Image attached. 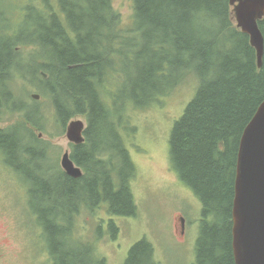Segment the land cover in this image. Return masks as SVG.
<instances>
[{
  "label": "trees",
  "instance_id": "trees-1",
  "mask_svg": "<svg viewBox=\"0 0 264 264\" xmlns=\"http://www.w3.org/2000/svg\"><path fill=\"white\" fill-rule=\"evenodd\" d=\"M36 1L26 0L16 25L5 12L15 1L0 0V121L15 118L0 127V160L27 186L28 205L46 241L47 262L107 264L96 254V241L78 234L81 224L72 221L76 214L94 213L93 205L104 202L105 218L96 227L102 235L105 219L110 230L117 227L114 217L131 214L129 182L139 178L141 165L136 162L137 171L129 154L135 150L124 141L131 134L123 124L130 116L128 108L138 111L165 100L188 81L195 84L192 98L174 122L168 142L172 168L204 204L194 264H234L230 208L235 159L242 129L264 98V55L258 68L248 36L232 19L229 0H132L128 23L115 0H56L55 8L50 0ZM259 27L264 36V17ZM17 46H27L28 55L19 57ZM49 52L55 53L51 64L46 60ZM17 80L39 84L40 100L24 99L27 92L21 86L13 91L9 83ZM126 101L130 105L124 111ZM75 116L87 123L84 142L69 144L70 158L83 171L77 179L61 170L52 143ZM105 124L109 129L100 131ZM93 130L105 140L102 148L91 145ZM38 131L47 137H38ZM90 158L99 166L111 164L121 180L111 182L108 176L105 183H91L81 190L90 201H76L77 189L60 183L80 184L83 163ZM38 159L56 175L40 178ZM26 176L38 183L30 184ZM81 202L85 206L79 209ZM151 256L139 240L124 264H157Z\"/></svg>",
  "mask_w": 264,
  "mask_h": 264
},
{
  "label": "rangeland",
  "instance_id": "rangeland-1",
  "mask_svg": "<svg viewBox=\"0 0 264 264\" xmlns=\"http://www.w3.org/2000/svg\"><path fill=\"white\" fill-rule=\"evenodd\" d=\"M13 1L16 5L7 6L6 18L18 23L24 15L26 0ZM55 1H49L54 8ZM36 3L38 5L39 0ZM114 5L122 21L130 22L132 0H115ZM2 10L4 11L3 8ZM111 84L113 88L115 82ZM106 85L110 90V83L107 80ZM9 87L15 92L19 89L13 82L9 83ZM194 88L195 84L185 81L165 100H158L155 104L152 103L138 111L128 108L130 116H125L127 119L124 118L123 124H126L131 134L128 138L123 137L125 142L130 141L128 148L135 150L132 154L128 149L137 171L136 162L141 165V172L138 171L139 178H135L134 187L133 183H130L132 194L138 201L137 215L114 217L119 227L114 231L108 229L107 219L104 220L102 230L105 234L102 233L95 247L96 254L104 258L107 264H121L129 248L142 238L153 245L157 264H180L182 259L187 261L194 256L197 239L196 220L200 218L201 210L198 209L197 203V207L193 205V199L182 188V182L178 184L173 180L174 174L176 176L177 174L173 169L174 174L171 172L168 142L174 122L192 98ZM23 89L27 90L29 97L36 91L28 82L21 85L22 92H26ZM27 94L23 96L24 99L28 98ZM14 119L0 121V127L12 124ZM53 143L60 149L56 158L58 163L61 153L68 148L69 141L62 135L54 138ZM132 143L142 146L138 148ZM28 200L26 184L0 160V264H53V261L47 262L46 241L42 237L41 229L37 227L36 218L30 212ZM97 205L98 202L93 205L94 213L92 211L88 214L82 213L76 219L81 224L78 234H84L83 237L90 240L92 236L86 232L89 230L98 235L99 229L97 231L96 227L100 226L105 218L103 208L96 209ZM178 215L185 218L186 227L183 234L180 233ZM26 219L29 221L26 222ZM111 233L116 235L108 237ZM183 263L185 264L184 261Z\"/></svg>",
  "mask_w": 264,
  "mask_h": 264
},
{
  "label": "water",
  "instance_id": "water-1",
  "mask_svg": "<svg viewBox=\"0 0 264 264\" xmlns=\"http://www.w3.org/2000/svg\"><path fill=\"white\" fill-rule=\"evenodd\" d=\"M232 18L254 48L257 67L263 62L264 37L258 20L264 16V0H230ZM37 96V95H34ZM83 121L68 122L65 136L83 141ZM60 164L76 176L81 170L65 150ZM231 207V248L234 264H264V98L244 126L238 141Z\"/></svg>",
  "mask_w": 264,
  "mask_h": 264
},
{
  "label": "bare ground",
  "instance_id": "bare-ground-1",
  "mask_svg": "<svg viewBox=\"0 0 264 264\" xmlns=\"http://www.w3.org/2000/svg\"><path fill=\"white\" fill-rule=\"evenodd\" d=\"M49 35H53V34H49V33H47L46 34V36L48 37ZM54 36V35H53ZM48 45H51V43H49ZM54 49V48H53ZM54 52V51H53ZM54 59H55V53H52V52H49L48 54H47V57H46V60H48L49 62H50V64L52 63V61H54ZM136 62L137 63H139L140 61H139V59H136ZM90 66H92L93 67V71H95V72H97V73H101V71H99V70H95V65L94 64H92V65H90ZM28 80H30V78H28ZM59 100L61 101V102H63V103H65V102H67L68 101V99L67 100H65L63 97H62V95H61V97H60V95H59ZM68 103V102H67ZM125 108L124 109H127L128 107H129V105H130V102L129 101H126L125 102ZM108 130L109 128L107 127V125L105 124V125H103V126H101V128H100V131L101 130ZM99 131L98 130H93L92 131V133L90 134V137H91V145L93 146V147H97V148H102L103 147V145H104V142H105V140H103L102 138H99ZM111 143H115V141L113 140V139H111V141H110ZM90 159H92V158H90ZM212 159L213 160H218V154H216V153H213V155H212ZM73 161V160H72ZM73 163L75 164V165H77L76 163H75V161H73ZM84 164V166H85V168H86V171L84 172V177L82 178V179H80V184H75V183H69V182H66V183H60V184H63L64 185V187L65 186H70V187H72L71 189H77V194L76 193H74L73 194V197L76 199V201H83V200H86V201H90V195L89 194H87V192H81V190L82 191H84L85 189H87V186L88 185H90L91 183H94V182H96V181H102V182H104L105 180H107V178H108V176H109V178H110V181L111 182H119V180H121V177H120V175H121V173H120V171H116L115 170V168L111 165V164H102L101 166H99V163H97L96 161H94L93 159L92 160H89V161H86V162H84L83 163ZM37 165H38V176L40 177V178H42V179H44V178H46L47 177V175L50 173V172H52L54 175H56V173H55V171H54V169H53V167L50 165H47V163L44 161V160H42V159H38L37 160ZM64 173L67 175V176H70V177H72V178H80V177H82L83 176V174H81V175H79V176H76V175H73V174H69V173H67V172H65L64 171ZM27 178V181L30 183V184H32V185H35V184H37L38 182H37V180H35L34 178H32V177H29V176H26ZM174 178L175 179H173L176 183H181V184H184V185H188V183L184 180V179H182V177L181 176H176V175H174ZM134 181H135V178H133L132 180H130V182H129V186H130V189H131V184L130 183H133V187H134ZM181 181V182H180ZM102 182H101V184H102ZM105 183V182H104ZM97 185V184H96ZM189 186V185H188ZM131 191H132V189H131ZM132 204H131V207H132V209H131V214H128V215H125L126 217H132V216H136L137 215V213H136V202H138V201H136L135 200V198H134V196H133V194H132ZM191 198L193 199V205H195V206H199L200 205V202L199 201H197L194 197H192L191 196ZM233 198V197H232ZM68 201V200H67ZM67 201H66V203H67ZM196 203H197V205H196ZM104 202H101V203H99L97 206H95V208L96 209H101V208H103L104 207ZM85 206V204L84 203H80L79 205H78V207H79V209H82L83 207ZM231 207H232V200H231ZM29 208H30V212L34 215V217L36 218V220H37V215H35V213L33 212V210L31 209V206H30V204H29ZM230 215H231V208H230ZM24 216H25V214H24ZM77 217H78V215L76 214V216L74 217V219H73V221L72 222H75V220L77 219ZM26 218V217H25ZM60 220H61V218L60 217H58ZM178 220H179V224H180V230H182V229H184L185 227H186V222H185V218L183 217V216H179V218H178ZM29 220H27L26 219V222H28ZM25 222V223H26ZM177 220H176V225H175V227H177ZM118 229V226L116 227V226H114V228H112L111 230H117ZM86 233H88V234H90L91 236H92V239L91 240H95L96 242H98V239H100L101 237H102V235H100L99 233H98V235L95 233V232H91V231H87ZM85 233V234H86ZM84 235V234H83ZM84 238V237H83ZM85 239H88V238H85ZM146 245H147V247H148V249L150 250L151 249V254H152V256L154 257V252H155V250H154V247H153V245L150 243V242H148L147 240H145L144 238H142L141 239ZM151 247V248H150ZM144 251H145V247H144ZM151 256V257H152ZM196 261H191V264H194ZM107 263V262H106ZM121 264H124V260L122 259V263Z\"/></svg>",
  "mask_w": 264,
  "mask_h": 264
},
{
  "label": "flooded vegetation",
  "instance_id": "flooded-vegetation-1",
  "mask_svg": "<svg viewBox=\"0 0 264 264\" xmlns=\"http://www.w3.org/2000/svg\"><path fill=\"white\" fill-rule=\"evenodd\" d=\"M200 201H201V200H200ZM203 205H204V204H203V202L201 201V206H202V208H203ZM181 231H182V230H181Z\"/></svg>",
  "mask_w": 264,
  "mask_h": 264
}]
</instances>
